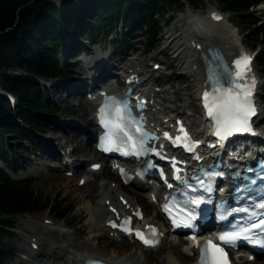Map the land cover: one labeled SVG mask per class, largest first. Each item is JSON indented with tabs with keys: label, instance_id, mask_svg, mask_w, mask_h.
<instances>
[{
	"label": "trees",
	"instance_id": "1",
	"mask_svg": "<svg viewBox=\"0 0 264 264\" xmlns=\"http://www.w3.org/2000/svg\"><path fill=\"white\" fill-rule=\"evenodd\" d=\"M185 1L194 7L203 0H0V81L15 94L10 98L0 92V264L11 255L16 243L15 215L50 207L62 218L71 210L64 199L51 203L32 186V177L15 178L2 165L8 159L4 136L23 139L21 122L34 130L45 127L47 111L55 104L44 99V86L39 78L53 80L71 77L70 68L61 66L60 53L66 35L95 41L98 33L106 37L120 26V41L145 34L146 45L153 47L160 33L159 16L165 10ZM222 9L232 11L247 23L254 37L264 33V20L252 15L250 7L264 0H217ZM172 11V10H171ZM171 15V12H170ZM264 66V56L260 59ZM22 150L29 151L24 144ZM39 149L38 145H34Z\"/></svg>",
	"mask_w": 264,
	"mask_h": 264
},
{
	"label": "rangeland",
	"instance_id": "2",
	"mask_svg": "<svg viewBox=\"0 0 264 264\" xmlns=\"http://www.w3.org/2000/svg\"><path fill=\"white\" fill-rule=\"evenodd\" d=\"M186 4L188 3L182 1L178 5H174L170 10H165L163 14L159 16L161 22V29L159 33L160 35L157 43L151 48L146 45L145 34L142 35V32L140 35L134 37L129 36L127 39H123L120 41V26L115 30H112L111 33H109L106 37H103L101 32L98 33V36L96 37L94 42H90L88 40V31L83 37H73L66 35V39L63 44L64 46L62 47V51L60 53V62L61 66L65 70H67V68H70V71H72L71 77L55 78L53 80L42 78L39 79L44 86V99L47 102L54 103L55 110L47 111L41 115L45 118V127L41 130H34L30 126L21 122L20 130L23 135L22 140H18V137L14 135L4 136V144L8 151V159L6 161H1V163L11 172L12 176L16 178L32 177L33 188L36 189L39 194L50 197L52 199V204H54L55 201L64 199L66 205H72V207L71 210L62 218L55 216V214H53L50 210V207L41 210H35L33 212L16 214L14 217V231L17 232L15 237L16 243L11 248V255L4 264H27L26 262L24 263L21 261V258L22 260H26L27 258L25 257L30 258L31 264H38L39 262H42L35 260V263H33V259L30 257V255L26 254L28 249L39 251L42 254H47L48 257H53L55 255L58 256V254H62L63 257L67 258L69 256V252L66 249H56L55 244L50 242L51 240L56 239L61 240L65 243H76L86 241L87 238H89L91 222L89 220L90 213H88L89 210H87L86 206L88 205V203L92 207L97 205V189H95L91 193V197L90 195H86V188H81V190L77 189V191L75 188H79L80 184L78 183L77 185L76 176L82 175L84 174V172H74V174L70 175L65 174L63 169L56 167V163L59 162V160L54 159L53 157L49 158V156L45 152L43 141L37 138V136L57 138V136L59 137L60 134L65 133L64 131L55 128V124L50 122L53 119L59 117L61 119L71 118L74 119L77 124H82L86 123V121L84 120L83 112L86 111V114L91 117L92 105L89 107L80 108V106L76 104L78 100L76 97L70 99L71 97L66 96V92L57 91L52 87V85L55 83L73 81L76 77V64H73L72 62L73 60H76V56L65 55L64 49L68 41H78L82 44V46L84 45L86 49H92L94 46L101 45V49H104L106 51L115 50L116 56L124 54L128 61L130 59L134 61H142L143 64H146L145 68L148 69V72L154 70V74H161L162 79L159 80L161 85L158 81L156 87H162L165 85L169 89L168 94L170 95V97H168L164 101V104L166 103V105H168L169 107L182 110L187 120L195 124V128H199L198 122L200 120V114L197 102V89L196 87H194V84H192L193 81L191 80V77H188L186 74H184L181 64L174 62V56L172 52L173 49L164 48L165 45L163 35H165L166 31L169 29L174 28L175 31L180 30L177 24L181 22H179L178 20L186 15V13L188 12V8L195 12H198L200 15L202 14L203 16L207 13V11L210 10V8L220 10L222 8L217 0H203V3H199L194 7L187 6ZM262 7L263 5H254L250 7V11L252 15L256 16L258 19L264 20V11ZM222 10L224 17H228L227 23H229L230 25L232 24V26L234 27V32H238L239 38L236 40L237 43L240 42L246 48H252V50L255 51L254 66L256 67L258 73H260L261 75V85L259 87L258 96L263 102L262 106L264 108V66L260 63V59L264 56V33L260 32L259 34H257L256 39H253L254 43H252L250 37H254V33L253 30L247 25V23L240 21L232 11H229L227 9ZM96 42H100V44ZM154 62H158L160 66H164L165 68H153L152 65ZM124 66L125 67L123 68H118V76L126 73V71L124 70L127 68V64H125ZM113 80L115 81V79ZM1 86L2 83L0 81V88ZM46 123H48L49 125L46 126ZM20 144H25L29 148L33 147L34 145H38L40 147V155L34 152L35 148L29 149V151L25 152L20 147ZM67 146L73 147V143L69 141ZM83 156L82 154H76V156L73 157L84 160ZM87 161L88 160H86V162ZM33 162L36 164V166H45L47 168H50L49 172L52 175H59L62 173L65 176H69L70 179L65 180L63 178H59L56 179L57 183L54 182L53 184L49 183V181L46 182V180L44 179L47 176L46 173L42 175L31 173L32 169L35 170V166L32 164ZM31 166L34 168H31ZM92 177L93 179H97L99 183H101L104 179V176H102V174ZM83 206H85L86 208H84ZM43 215H47L48 217L46 219L48 220H42L40 216ZM49 220H51L52 223H50L51 221ZM62 232L65 233L61 234ZM31 238H35L36 240L34 243H37V245L32 244V249L30 248L32 240ZM93 241L98 245V247L96 248L97 251L103 252L106 256L110 255L112 251H117L120 255L129 257L131 256L135 257L136 259H138L140 256H144L146 253L151 255L155 252H163V255L167 256L169 255L170 247L175 243L174 240L168 241L167 239L163 242L161 248L157 247V251H152L150 248H142L141 246H139V244H137L135 241H132L129 237L121 235L111 236L109 234H103L97 239L93 238ZM40 260L42 259L40 258ZM46 260H49V258H47ZM151 262L154 263V259L151 258ZM184 263L187 262L184 261L183 264ZM55 264L67 263L65 259L58 258V261H56Z\"/></svg>",
	"mask_w": 264,
	"mask_h": 264
},
{
	"label": "bare ground",
	"instance_id": "3",
	"mask_svg": "<svg viewBox=\"0 0 264 264\" xmlns=\"http://www.w3.org/2000/svg\"><path fill=\"white\" fill-rule=\"evenodd\" d=\"M57 2H60V0ZM210 11H212V9L207 11V13L203 16L202 14L200 15L198 12H195L188 8V12L186 13V15L178 20L179 22H181L177 24L180 30L175 31L174 28L169 29L166 31L165 35H163L165 45L164 48L173 49L172 52L174 56V62L181 64L184 74H186L188 77H191V80L193 81L192 84H194V87H196V93L198 95L204 87V68L199 58V52L201 50L207 52V47L209 45H216L220 48L221 51L228 53L230 58V56L235 53L234 50L237 44L236 40L239 38L238 32H234V27L232 26V24L230 25L229 23H227L228 17L223 16V19L221 18L220 20H216L211 16ZM192 42H198L200 49L191 45ZM100 46L97 45L92 49H86V47H84V45L82 46V44L78 41H68L64 49L65 55L76 56V60L73 61V64H76V77L73 81H64L52 85L55 90L66 92V96L71 97L70 99L76 97L78 99L76 104L79 105L80 108L89 107L92 105L91 100L86 97V94L88 93V91H90L91 94H95L96 91L93 89L97 88L96 90H98L99 87L103 88V86L100 85L101 83L104 84V81L106 80L105 77L109 78L108 72H111V74H116V72H118V68L125 67V64H127V68L124 70L126 71V75L133 72L143 73L142 70L146 67V64H143L140 60L134 61L130 59L128 61L124 54L116 56L115 50L106 51L104 49H101ZM113 56L115 57L114 59ZM153 71H150L149 75L146 72L147 77H153L158 81L161 80V74L156 75ZM256 72L260 77L261 75L260 73H258L257 69ZM88 87H90L91 89H86ZM168 93L169 89L165 85L154 90L153 92H150L155 100V103L152 104L151 107L154 106L156 108H159L161 103L164 102L168 97H170ZM262 103L263 102L260 99V112L256 117V122L258 123V126H260L262 130H264V108L262 106ZM86 113V111L83 112L84 120L86 121V123L82 124H77L74 119L71 118L61 119L59 117L53 119L50 122L55 124V128L64 131L65 133L60 134V136H57V138H47L44 136H37V138L43 141L45 152L49 156V158L53 157L54 159H56L60 154L64 152L65 154L70 156H76V154H82V156L84 155V160H81L80 164L74 167V172L88 173L86 175L82 174L76 176L77 185L78 183H80V179H83L84 182L80 184L79 188L75 189L81 190V188H86V195H90V197L91 193L95 189H97L96 196L98 197L97 205L92 207L88 203V205L86 206L87 210H89L88 213H90L89 220L91 222L89 238H87L86 241L76 243H65L61 240L56 239L51 240L50 242L55 244L56 249H66L69 252V256L67 258L63 257L62 254H58V256L55 255L53 257H48L47 254H42L39 251H33L29 249L27 250L26 254L30 255V257L33 259V263H35V260L42 261L38 264H55V262L58 261V258L65 259L67 264H80V257H83L85 253L110 261H115L116 263L121 264H183L184 261H192L195 258V253H191V248L184 247V241L182 239H178L177 241H175V243L170 247L169 255L167 256L163 255V252H155L151 255L146 253L144 256H140L138 259H136L135 257L120 255L117 251H112V253L108 256H106L101 251H97L96 248L98 247V245L94 243L93 238L97 239L103 234H109L111 236H114L116 234L121 235L117 230L108 227L106 223L107 219L113 217L117 213L125 212L126 210H128V208L131 207L132 204L139 203L140 205H142L147 220L158 222L157 219L161 216V214L157 209L152 214L151 210L155 207L154 202L149 200V198L143 192H140L131 186L121 183L117 177L115 170L111 169L109 166L103 165L101 169L95 171L86 169L85 165L90 163L89 160L92 158H96L97 156V151L93 148L91 139L92 126L94 123L92 117L88 116ZM180 114L184 116L182 110ZM198 123L200 125L202 123V120H199ZM48 125L49 124L46 123V126ZM202 129L203 127H199V129H196V132L201 134L203 132ZM259 136V138L255 137L254 140H258L259 142L264 143L263 136ZM69 141L73 143V147L71 146V148L67 150V144ZM62 157L64 159L66 158L65 155H63ZM86 160L88 161L86 162ZM32 164L35 166V170L32 169L31 173H37L38 175L46 173L47 176L44 178L46 182L49 181V183L53 184L54 182L57 183L56 179L59 178H63L65 180L70 179L69 176H65L62 173L59 175H52L49 172L50 168H47L45 166H36L34 162ZM60 167L66 170V168H63L62 164H60ZM31 168L34 167L31 166ZM89 171L91 172L90 176ZM101 174L102 176H104V179L101 183H99L97 179H93L92 177ZM83 175L85 177L81 178V176ZM123 199L127 200L126 203L125 201H123ZM111 205L116 208L117 213H113L109 209ZM83 207L86 208L85 206ZM47 217V215L40 216L42 220H45ZM50 223H52V221ZM63 233L65 232H62L61 234ZM165 239L167 240V238ZM168 241L170 240L168 239ZM161 247L162 245L159 248ZM146 248H150L152 251L158 249L151 247ZM25 258H27L28 260L23 259L24 262H26L27 264H31L30 258ZM40 258L42 260H40ZM47 258H49V260H46ZM151 258L154 259V263L151 262ZM246 262L249 264H264V258L259 257L257 261L253 260Z\"/></svg>",
	"mask_w": 264,
	"mask_h": 264
},
{
	"label": "snow or ice",
	"instance_id": "4",
	"mask_svg": "<svg viewBox=\"0 0 264 264\" xmlns=\"http://www.w3.org/2000/svg\"><path fill=\"white\" fill-rule=\"evenodd\" d=\"M214 18L221 19L218 14H214ZM252 59L251 55L242 53L229 65L224 63L222 57L211 49L209 55L205 57L208 90L204 91L202 99L207 115L213 120V134L221 141L237 133H251L253 131L251 120L257 115V107L253 99L256 81L251 70ZM142 105L143 102H141ZM101 113H107V117L102 115V123L107 129L101 143L102 150L105 152L117 151L121 152L122 155L135 156L146 155L148 152L160 154L156 148L147 146L149 140H155L159 137L148 132L143 121L133 115L127 99L107 97L101 108ZM180 130L183 132V137L176 136L173 138L168 132L163 133V136L168 138L173 146H183L186 151L193 152L200 141L192 140L182 125ZM95 167L98 168L99 165ZM207 175L209 176V183L204 184L202 180H199V183L206 192H211L213 190L211 186L212 177L223 175V173L214 172ZM176 178L183 179L181 176ZM250 183L254 184L255 181H250ZM192 191L195 192L197 189L192 188ZM238 191H245V189H238ZM185 195L187 196V192ZM204 203H211V200L206 201L202 196H191L184 201L186 206L194 205L197 208ZM221 208L222 215L220 218L223 219L233 212L241 211L247 214V222L239 223L233 229L221 232L218 237L220 243L211 240L202 243L196 241L195 246L200 249L198 264H231L226 248L236 247L240 242L264 248V198L255 204L252 210L249 208L225 209L223 206ZM163 209L171 216L168 203L163 205ZM255 209H259V211ZM111 211L117 213L115 208H112ZM135 215L142 218V212L139 209ZM117 216H119L118 213ZM172 220L175 227L191 228L192 221L196 220V215L193 214V211H187L186 219L178 222L175 217H172ZM131 221L132 217L129 216L124 217L119 224L116 221H110V225L113 228H119L126 234H135L146 246L155 247L160 243L162 234L158 233L155 226L149 225L146 230L142 231L132 228ZM193 239L195 240V237ZM85 264H107V262L89 257Z\"/></svg>",
	"mask_w": 264,
	"mask_h": 264
},
{
	"label": "water",
	"instance_id": "5",
	"mask_svg": "<svg viewBox=\"0 0 264 264\" xmlns=\"http://www.w3.org/2000/svg\"><path fill=\"white\" fill-rule=\"evenodd\" d=\"M210 49L213 50L211 47H208L207 52H209ZM201 55H203L205 59V57L207 56V53L204 50H202Z\"/></svg>",
	"mask_w": 264,
	"mask_h": 264
}]
</instances>
